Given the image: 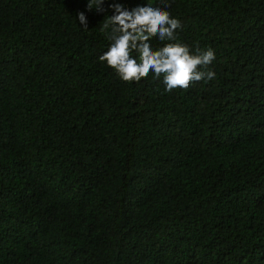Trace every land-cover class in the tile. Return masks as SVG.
Masks as SVG:
<instances>
[{
	"label": "trees",
	"instance_id": "16d2710c",
	"mask_svg": "<svg viewBox=\"0 0 264 264\" xmlns=\"http://www.w3.org/2000/svg\"><path fill=\"white\" fill-rule=\"evenodd\" d=\"M113 2L168 11L152 49L210 48L215 78L120 79ZM87 5L0 0V264H264V0Z\"/></svg>",
	"mask_w": 264,
	"mask_h": 264
},
{
	"label": "clouds",
	"instance_id": "9594fccd",
	"mask_svg": "<svg viewBox=\"0 0 264 264\" xmlns=\"http://www.w3.org/2000/svg\"><path fill=\"white\" fill-rule=\"evenodd\" d=\"M105 0H88V10L103 12ZM112 15L108 16L100 28L108 32L111 44L99 61L106 62L123 81H139L152 72L156 78L163 77L166 91L175 88L187 89L193 82L211 80L215 73L208 66L215 59L212 49H197L191 54L187 46L168 43L153 50L149 44L152 37L160 40H173L180 22L170 18L169 12L150 5L126 8L122 3L109 5ZM79 24L87 28L84 12L78 13ZM138 54L134 58L132 53Z\"/></svg>",
	"mask_w": 264,
	"mask_h": 264
}]
</instances>
